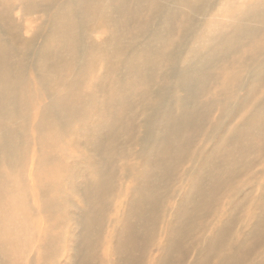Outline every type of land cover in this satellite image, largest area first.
Masks as SVG:
<instances>
[{"label": "bare ground", "instance_id": "obj_1", "mask_svg": "<svg viewBox=\"0 0 264 264\" xmlns=\"http://www.w3.org/2000/svg\"><path fill=\"white\" fill-rule=\"evenodd\" d=\"M0 264H264V0H0Z\"/></svg>", "mask_w": 264, "mask_h": 264}, {"label": "rangeland", "instance_id": "obj_2", "mask_svg": "<svg viewBox=\"0 0 264 264\" xmlns=\"http://www.w3.org/2000/svg\"><path fill=\"white\" fill-rule=\"evenodd\" d=\"M114 151V150H113ZM112 151V152H113ZM122 163H117L118 166H120ZM113 171H121V169L118 167L117 170H113ZM164 199L161 200V204L163 203Z\"/></svg>", "mask_w": 264, "mask_h": 264}]
</instances>
